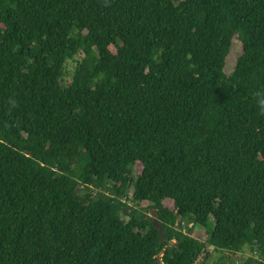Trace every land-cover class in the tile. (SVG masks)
Listing matches in <instances>:
<instances>
[{"label": "trees", "instance_id": "16d2710c", "mask_svg": "<svg viewBox=\"0 0 264 264\" xmlns=\"http://www.w3.org/2000/svg\"><path fill=\"white\" fill-rule=\"evenodd\" d=\"M262 101L264 0H0V264H264Z\"/></svg>", "mask_w": 264, "mask_h": 264}, {"label": "rangeland", "instance_id": "374dc122", "mask_svg": "<svg viewBox=\"0 0 264 264\" xmlns=\"http://www.w3.org/2000/svg\"><path fill=\"white\" fill-rule=\"evenodd\" d=\"M239 53H240V47H239L238 44H236V45H234V47H233V49H232V51H231V53H230V55L228 57V61H226V64H225L224 70L227 73L231 72V70H232V68H233V66H234V64L236 62V58L239 55ZM72 64H73V62L70 61L69 62V67ZM139 170H140V165L137 164L135 171L138 172ZM165 203L168 204L169 206H171V204H172L171 201H169V200H166ZM148 214L151 215L150 212H148ZM190 225H191V227H193L192 235L194 237H196V238H198L200 240H205L206 239L207 233H205L206 232L205 228H203L202 226H199V225H195V226H193L192 224H190ZM211 250H212V247H209V249L207 251L209 256H211ZM248 253L249 252H246V255ZM199 261H201V257H199L198 262Z\"/></svg>", "mask_w": 264, "mask_h": 264}, {"label": "water", "instance_id": "95a60500", "mask_svg": "<svg viewBox=\"0 0 264 264\" xmlns=\"http://www.w3.org/2000/svg\"><path fill=\"white\" fill-rule=\"evenodd\" d=\"M151 217L153 218V223H154V225L157 227V228H159V231H160V233L162 234V237H163V232H162V227H161V224L158 222V220H157V210H155V209H153L152 210V212H151ZM159 258V257H158ZM234 259H242V260H244L245 258H243V257H239V256H233L232 258H231V260H234Z\"/></svg>", "mask_w": 264, "mask_h": 264}, {"label": "clouds", "instance_id": "9594fccd", "mask_svg": "<svg viewBox=\"0 0 264 264\" xmlns=\"http://www.w3.org/2000/svg\"><path fill=\"white\" fill-rule=\"evenodd\" d=\"M262 104H264V101H262Z\"/></svg>", "mask_w": 264, "mask_h": 264}]
</instances>
